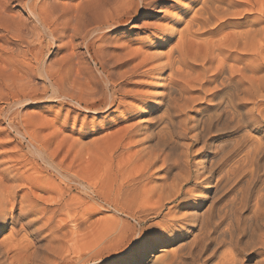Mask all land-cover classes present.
Returning <instances> with one entry per match:
<instances>
[{"label":"bare ground","instance_id":"6f19581e","mask_svg":"<svg viewBox=\"0 0 264 264\" xmlns=\"http://www.w3.org/2000/svg\"><path fill=\"white\" fill-rule=\"evenodd\" d=\"M125 1L0 0V232L9 231L0 264H264V0H196L186 26L194 40L175 56L182 71L165 81L166 62L149 69L157 124L117 121L86 141L65 135L80 119L69 107L105 113L143 98L125 86L142 61L126 67L114 50V59L99 58L100 80L75 61L76 40L89 53L91 37L103 44V30L125 15L136 19L143 0L127 8ZM178 21L167 18L158 47ZM205 28L209 36L197 38ZM43 38L46 49L55 43L63 52L59 59L47 57ZM100 47L98 56L107 50ZM193 87L214 106L189 114ZM44 102L59 106L50 120L27 112ZM224 119L237 133L209 137ZM188 134L205 145L193 163ZM102 208L112 218L90 220ZM121 215L136 221L137 233Z\"/></svg>","mask_w":264,"mask_h":264},{"label":"rangeland","instance_id":"374dc122","mask_svg":"<svg viewBox=\"0 0 264 264\" xmlns=\"http://www.w3.org/2000/svg\"><path fill=\"white\" fill-rule=\"evenodd\" d=\"M56 1L58 4H64V3L66 4V2H67L68 5H70L69 3H71V2H72L71 5H73V4L76 5V3L79 2V0H56ZM136 1L135 0H132V1L126 0L125 1L126 4H124V7H126L125 5H127L128 2H129L128 6H130V5L135 4ZM12 2L15 3V1H12ZM130 2L132 4H130ZM13 3H12V5H13ZM142 4L144 6L141 8V10L136 15L137 16L136 19L130 20L129 22H125V20H127V17L125 15V17H123L121 19V22L119 25L103 30V33L105 34L104 39H106L104 43L101 42L103 44H99L100 42L97 43L98 42V36H97V38L91 37V39H93L91 41L95 43V45L93 46L95 48L92 47L91 50L89 51V53H87L85 46H82L83 41L81 39L80 40L78 39L80 42H78V40H76L77 41V42H75L76 46H74L73 50L75 51V54L77 53L79 55V53H82V56H80L81 54L79 56L82 57L83 60L81 58H80L81 61L78 60L79 56L77 57V54H76L75 55V61H77V62L79 61L80 63L82 62L81 64L78 62V64L80 65L79 67H81L80 68L81 70H82V67L86 66L85 67V73H86L85 76L87 77L88 76L87 74H89V76H88L89 79H91V78L92 79H99L100 78V75H98V74H101V73H98L95 69H97L98 71L102 70V67L100 64L101 59H99L101 56H104L106 58L111 57L114 59L121 52V53H123V56L120 53L119 54L120 57L122 59H124L125 61H128V63H126V67L131 66V65L134 66L136 63L142 61V63H143L142 66L140 64L138 66L139 68L138 67L135 68L136 74H133L126 79L127 81H125V86H127L128 90H129L128 86L130 87V89L133 88L136 91L133 93L134 94L137 93V96H142L144 99L143 98H142V100H140V99L139 100L138 99L137 100H131L130 99L127 101V104H123L117 110H109L105 113L93 114L90 112H84V111H80L78 109L69 107V109L70 108L74 109V110L70 109L71 114L78 115V116H80V119L83 118L84 120L81 121L79 119V121H77L75 123H72L70 120L68 125H66V128L64 129L63 134L71 135V133H72V137H77L78 134H82L84 136H87L86 138L83 139L86 141V140H88V136H91L94 131L95 132L96 131L97 132L103 131L105 133L106 129L110 125H113V123H115L117 121L119 122L120 126L130 125V124L135 125V124L148 123V122H150V123H152V122L156 123L157 122L158 123V121L155 122L149 118V117H151V114L154 110L153 109L150 110V108L148 107V103L153 102V98L151 97V95H152V93L155 92V87L153 86L154 77L151 76L149 69L153 66H157L159 64H163L164 62H166L168 69L165 70L166 71L165 76L167 77V79L165 81H170L169 76L172 75L173 70L179 69L182 71L183 65L181 63H180L181 65H180L179 63L176 62L175 56L178 55V51L184 45L185 46L188 45L187 46L188 48L190 47V44L188 43L189 40L190 41L194 40V39H192L193 37L189 36L191 29L186 27V26H187V19L190 18L189 16H191L192 12L196 8H198V5H195L196 0H143ZM75 5H73V6H75ZM10 6H11V4H10ZM10 6L8 9H10L12 11H14V9L16 11L17 10L16 8H18V7H13V6L10 7ZM16 12L19 13L18 15L21 19H29L28 23L30 24V22H29L30 18L27 17V15L24 13L23 10H20L19 12L16 11ZM171 16H177L179 18L178 31H177L176 35L169 41V43L167 45L165 44V45L158 47L156 45V41H157L158 36H159V29L163 28L166 25L167 18L171 17ZM208 28H212V27H208ZM208 28H205V29H202L201 31H199L200 33L197 34V38H204L206 36H209V35H206V31ZM214 30L216 31V29H214ZM188 38H189V40H188ZM110 39H111V42H110ZM198 40L199 39H197V41ZM45 42H46V39L44 40V38H43L42 39L43 51L48 52L47 57L52 58V59H54V58L56 59L57 57L60 58V55H62L63 52L60 51V49L56 48L57 46H55V43H51L49 45V48L46 49L47 44H45ZM76 43H78V44H76ZM102 45L105 49L107 48V50H103V52L106 51V53L108 55L110 54L109 56L107 55L108 57L106 55H102L103 52L101 54L98 52L101 49L100 46H102ZM93 49L95 51L98 49L97 52L100 55L98 56L97 53H94L95 51ZM114 50L118 51V52H116L117 55L115 52H113ZM125 53H127V55L129 57L124 56ZM95 54H97V55H95ZM167 54H170L171 57L168 59L160 57V56L167 55ZM59 58H57V59H59ZM172 58L175 59V61ZM116 59L119 60L118 58H116ZM131 59H132V62H131ZM85 62H87V63H85ZM82 64L84 66H82ZM122 68H125V67H122ZM88 70H90V71H88ZM177 70H175V71H177ZM82 72L84 73V71H82ZM170 73H171V75H170ZM93 76H94V78H93ZM189 94L194 100V103H192L193 107H191V109L188 110L189 114H192L193 111L196 109L197 110L203 109L206 106L213 107L215 104L213 101L212 102L209 101L210 96H209L208 92L204 93L202 90H200V88H197V87L190 88ZM104 95L105 94L103 93V96ZM0 104H2V103H0ZM26 110H27V112L41 116L40 118L42 119V121H45V120L48 121L51 119V117L55 116V114L57 115V113L59 111V106L53 102H44V103H40V104L30 105L26 108ZM64 112H65V109L62 110V113H64ZM60 118H61L60 120H62L64 118V116H61ZM83 123H84V125H82ZM217 123H218V127H219V131H218L219 133L213 131V132L209 133V137L216 135L217 138H220V140H221L225 137H228L229 135L231 136V135L236 134L237 130L239 129V126H235V124L233 122H230L227 119L217 121ZM263 123H264V121H263ZM51 130H55V128L50 127L48 130L44 129L43 133H47L48 131H51ZM94 135L97 136L98 134H94ZM188 136H189V134L186 135L187 138L185 137L183 139V141L186 144L187 151H189L188 153L191 156V163H193L194 157H197L198 153L203 149V146H205V145H203L204 143L198 141L194 137H192V136L188 137ZM55 140H56V142L59 141V139H58V141H57V139H55ZM56 142H55V144H57ZM52 144L55 146L54 142H52ZM52 144H51V146L54 147ZM63 146H64L63 150H65L67 146L66 145H63ZM137 147H138L137 143H133L129 149V152L135 151ZM131 148H133V149H131ZM44 174L45 173H37V176L40 175V177L42 176V178L47 179V175L46 174L44 175ZM190 187H193V184H191ZM169 206H170V208H174L176 205L172 204ZM102 209H103V211L101 210L100 212L93 213L90 220L92 219V221H96V220L102 221V219L104 218L103 221H105V218H107V219L112 218L113 215H112L111 211L106 210V209L104 210V208H102ZM166 211H167V209L164 210V212H166ZM84 212H85V210L82 211V209H81L79 211V215L80 216L84 215L85 214ZM84 216H86V215H84ZM121 216L127 220L125 222H128V225L131 227L130 229L135 230L137 233L140 226L137 223H135L136 221H134L133 219L126 217L124 215H121ZM101 221H99L100 223L98 222L96 224V226H98V224H101ZM7 233L9 234L8 229H5L3 232H0V239L6 238L8 236V235H6ZM19 236H22V235L19 234ZM23 237L25 238V236H23ZM156 252H158V251L156 250ZM115 259L117 260V257L114 259H110L109 261H114Z\"/></svg>","mask_w":264,"mask_h":264}]
</instances>
